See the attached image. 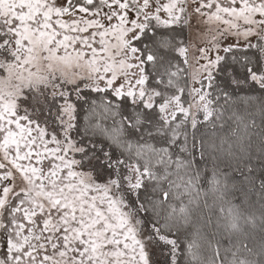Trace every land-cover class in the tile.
<instances>
[{"label": "snow or ice", "instance_id": "snow-or-ice-1", "mask_svg": "<svg viewBox=\"0 0 264 264\" xmlns=\"http://www.w3.org/2000/svg\"><path fill=\"white\" fill-rule=\"evenodd\" d=\"M0 232V264H264V0H0Z\"/></svg>", "mask_w": 264, "mask_h": 264}, {"label": "trees", "instance_id": "trees-1", "mask_svg": "<svg viewBox=\"0 0 264 264\" xmlns=\"http://www.w3.org/2000/svg\"><path fill=\"white\" fill-rule=\"evenodd\" d=\"M258 119V118H257ZM234 179H239V177L237 176V177H234ZM236 196H237V199L235 200V202L236 203H242V197L240 196V194L239 193H236ZM255 199H256V197L255 196H253L252 197V200H253V202L255 201ZM4 238V240H3V247H0V256H1V250L5 247V244H6V238L4 237V233H2V232H0V239H3Z\"/></svg>", "mask_w": 264, "mask_h": 264}, {"label": "rangeland", "instance_id": "rangeland-1", "mask_svg": "<svg viewBox=\"0 0 264 264\" xmlns=\"http://www.w3.org/2000/svg\"><path fill=\"white\" fill-rule=\"evenodd\" d=\"M3 239H0V243H3ZM7 255V242L5 244V247L1 250V256H6Z\"/></svg>", "mask_w": 264, "mask_h": 264}]
</instances>
